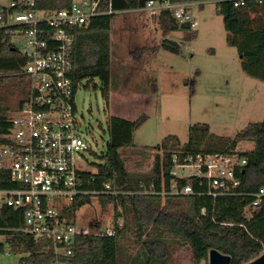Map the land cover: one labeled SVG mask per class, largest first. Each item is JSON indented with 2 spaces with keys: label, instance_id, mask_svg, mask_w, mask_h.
I'll list each match as a JSON object with an SVG mask.
<instances>
[{
  "label": "trees",
  "instance_id": "trees-1",
  "mask_svg": "<svg viewBox=\"0 0 264 264\" xmlns=\"http://www.w3.org/2000/svg\"><path fill=\"white\" fill-rule=\"evenodd\" d=\"M149 0H98L95 14L86 27L73 29L71 47L70 76L74 88L83 79L98 77L101 94L108 105L110 96V32L111 21L117 14L127 10H137ZM171 2L205 0H169ZM217 12L222 16L227 42L237 47L241 57V67L249 75L264 80V1L245 0V4L235 7L230 0H215ZM72 0H38L39 7L46 10L66 8ZM252 14H254L252 16ZM159 29H190L180 23L170 9H163L156 15ZM191 30V29H190ZM191 30L190 36H194ZM165 50L178 53L177 43L162 39L159 44ZM155 47L133 46L128 50L137 63L144 60L146 50ZM24 58L13 45L10 37L0 31V80H12L26 86L23 75L18 73ZM11 84V85H13ZM153 88V87H152ZM25 96V95H24ZM23 97V96H22ZM6 107V106H5ZM3 109V108H2ZM0 109V111L2 110ZM145 114L127 119L109 114L106 119L108 139L99 163L93 171H80L78 193L60 209V215L70 221L75 210L90 203L95 197L103 204L111 203L114 210L111 233L89 232L77 234L72 243V253L67 264H118L116 238L126 235V227L120 225L118 204L128 202L136 222V238L141 241L149 257L163 260L167 256L164 243L160 240L143 239L142 226L155 224L171 233L182 235L192 249L196 262L207 259L211 248L230 256V264H244L264 251V196L256 206H251L253 193L264 185V120L249 123L234 137H218L209 134L207 124H194L190 127L187 142H180L173 136L155 148L152 166L147 171H127L120 157L119 149L132 146L133 132L142 123ZM8 125L7 111L0 113V132ZM253 140L255 146L249 151H237L240 140ZM234 153L245 157L243 172L237 173L241 184L233 194L209 195L194 194L193 216L188 215L180 203L173 202L156 207L151 199L158 197L161 190H167L172 179L169 174L176 153ZM185 183L178 179V185ZM109 187L106 188L105 185ZM13 186L6 174L0 171V188ZM197 191V183L193 182ZM250 209L246 216L245 209ZM204 209V212L201 210ZM0 234L5 237L8 248L19 254L17 264H51L53 260L52 241L48 237H37L21 231L20 213L11 208L0 209ZM6 229V230H5Z\"/></svg>",
  "mask_w": 264,
  "mask_h": 264
},
{
  "label": "rangeland",
  "instance_id": "rangeland-1",
  "mask_svg": "<svg viewBox=\"0 0 264 264\" xmlns=\"http://www.w3.org/2000/svg\"><path fill=\"white\" fill-rule=\"evenodd\" d=\"M190 13L196 23L193 37L190 36V29L163 33L158 27L157 14L144 11L117 14L123 22L121 28L130 34L137 33L141 41V37L146 35L154 38L155 42L156 38L159 42L165 38L177 43L179 52H171L160 46L152 51L147 50L152 71L150 77L155 81L152 98L139 95L149 90L147 75H140L135 80L132 77L129 86L137 93L128 96L123 94L113 105L110 104V98L106 104L98 77L81 80L74 93V101L80 116L76 132L88 144L87 150L76 155L82 170L93 171L97 164L103 163L100 155L108 139L106 119L109 114L120 109L132 117L145 114L142 123L133 132V145L119 149L124 166L130 172L149 170L155 148L165 138L173 136L181 145L187 142L190 127L194 124H207L209 134L231 138L249 123L264 120V80L242 69L237 47L227 42V31L222 16L217 12L216 1L193 3ZM145 16H148L149 22H146ZM133 69L128 64L114 72L111 88L114 91L121 90V85L130 80ZM121 72L124 73L121 75ZM11 84L12 80H0V109L3 108L0 113L6 108L8 117L27 93V87H23L20 82ZM254 146L253 140H240L236 150L249 151ZM191 199L161 195L152 198L151 202L158 208L177 202L188 215L193 216ZM118 212L120 225L126 227V235L121 236L125 239H119L118 243V264H208L207 259L195 261L191 246L182 235L173 234L155 224L143 225L142 238L160 240L167 250L165 259L158 262L157 259L152 260L136 238V222L127 201L118 204ZM245 214L250 215L249 208L245 209ZM113 218V205L103 204L92 197L90 203L74 211L70 221L87 227L89 232H103L112 225ZM19 257L4 243L0 264H17Z\"/></svg>",
  "mask_w": 264,
  "mask_h": 264
},
{
  "label": "built area",
  "instance_id": "built-area-1",
  "mask_svg": "<svg viewBox=\"0 0 264 264\" xmlns=\"http://www.w3.org/2000/svg\"><path fill=\"white\" fill-rule=\"evenodd\" d=\"M230 1L235 7L245 4V0ZM97 2L72 0L66 8L46 10L39 7L38 0H0V31L10 37L24 58L18 73L27 87L26 95L0 132V171L13 184L0 188V209L8 207L20 213L21 231L51 239V264H67L75 236L89 233L87 227L62 217L60 209L79 192L78 175L82 169L76 158L80 151L88 149L85 139L76 132L80 116L70 76L72 31L89 25ZM193 3L199 2L149 0L138 10L157 14L170 9L178 22L195 30L190 13ZM180 153L182 157L173 155L169 172L176 181L157 195L179 198L206 194L214 198L233 194L240 186L237 173L246 159L237 152ZM178 179L185 183L179 186ZM263 196L264 185L253 193L251 206L258 205ZM105 231L111 233L110 228ZM1 237L3 253L5 237L0 234Z\"/></svg>",
  "mask_w": 264,
  "mask_h": 264
},
{
  "label": "crops",
  "instance_id": "crops-1",
  "mask_svg": "<svg viewBox=\"0 0 264 264\" xmlns=\"http://www.w3.org/2000/svg\"><path fill=\"white\" fill-rule=\"evenodd\" d=\"M131 11H141V12H143L142 10H138V9L137 10H127V12H131ZM123 12H126V11H123ZM145 18H146L145 19L146 22L147 21L148 22L150 21L149 19H147L148 16H145ZM118 21H120V19H118V16H115V18L111 21V32H110V66H111V76H110V96H109V98H110V102H111L110 104L111 105H113L115 103V100L119 96H121L123 94H126L128 96V95H132L134 93H137L135 90H132L130 88V86H129L130 84L129 83H130V81H132V77H133V80H135L140 75H147V82L149 81V85H148V89L149 90H148L147 93L144 92L143 93L144 95L142 93H139V95H142L144 97H148L149 96V98L154 97V89L152 87L155 84V81H154V78L153 77H150V75L152 74V71H151V67H149V59H148V56H147V50L144 52V57H145L144 60L142 62H140V63L135 62L130 57V55L128 54V50H129V46L132 48L133 46H135V44L136 45H140V46H146L148 48L155 47V49L160 44V42L157 41V38H156V42H155L154 41V38L149 37L147 35L144 36V37H141V39H143V41H141L139 39L140 37L138 38V34L137 33L136 34H133V33L130 34V33H128L127 30L121 28V26L123 24L122 20L120 21L121 22L120 26L118 24ZM115 27H117V29L118 28H120V29L119 30H117V29L115 30ZM135 40L138 41L141 44L136 43ZM127 63L128 64H131V67L135 68V69H133V73L130 76V80L127 81V84H126V81H125L124 82L125 84L121 85V88H120L121 90H115L114 91L111 88V86L113 84L112 83L113 73L120 71L123 66L125 67V65H128ZM129 69H131V68H129ZM128 70H126V71H128ZM123 73L124 72H121V75ZM119 75H120V72H119ZM133 75H135V76H133ZM117 111L118 112H113V114H115L117 116H121V117L127 118V119H134V118H136V117L130 116V114H128L124 110H121L120 109V110H117ZM119 239L124 240L125 237L119 236V237L116 238L117 261H118V243L120 242ZM146 254H147V252H146ZM151 258H152V260H156L153 257H151ZM156 261L158 262L159 260H156Z\"/></svg>",
  "mask_w": 264,
  "mask_h": 264
},
{
  "label": "water",
  "instance_id": "water-1",
  "mask_svg": "<svg viewBox=\"0 0 264 264\" xmlns=\"http://www.w3.org/2000/svg\"><path fill=\"white\" fill-rule=\"evenodd\" d=\"M207 260L208 264H230V256L228 254L221 253L214 248L209 249ZM244 264H264V251H262L257 257Z\"/></svg>",
  "mask_w": 264,
  "mask_h": 264
}]
</instances>
